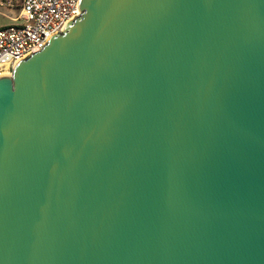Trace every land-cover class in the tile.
Here are the masks:
<instances>
[{
    "label": "water",
    "instance_id": "95a60500",
    "mask_svg": "<svg viewBox=\"0 0 264 264\" xmlns=\"http://www.w3.org/2000/svg\"><path fill=\"white\" fill-rule=\"evenodd\" d=\"M0 74V264H264V0H79Z\"/></svg>",
    "mask_w": 264,
    "mask_h": 264
},
{
    "label": "built area",
    "instance_id": "2783aa9c",
    "mask_svg": "<svg viewBox=\"0 0 264 264\" xmlns=\"http://www.w3.org/2000/svg\"><path fill=\"white\" fill-rule=\"evenodd\" d=\"M79 0H20V11L0 27V74H11L18 60L42 49L49 38L78 16Z\"/></svg>",
    "mask_w": 264,
    "mask_h": 264
},
{
    "label": "crops",
    "instance_id": "0c3cea01",
    "mask_svg": "<svg viewBox=\"0 0 264 264\" xmlns=\"http://www.w3.org/2000/svg\"><path fill=\"white\" fill-rule=\"evenodd\" d=\"M20 11V0H0V27L11 22Z\"/></svg>",
    "mask_w": 264,
    "mask_h": 264
}]
</instances>
